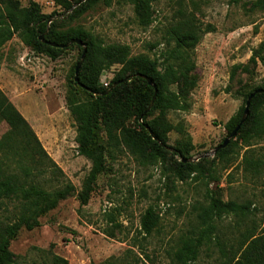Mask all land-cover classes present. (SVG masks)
<instances>
[{"label":"rangeland","instance_id":"374dc122","mask_svg":"<svg viewBox=\"0 0 264 264\" xmlns=\"http://www.w3.org/2000/svg\"><path fill=\"white\" fill-rule=\"evenodd\" d=\"M13 1L27 7L30 0ZM34 1L42 13L56 14L48 26L54 19L66 17L56 0ZM254 1L182 0V9L194 14L210 32L203 34L194 51L198 84L189 97L190 109L171 110L169 120L184 127L192 142L190 158L197 159L195 163L207 159L205 167L212 168V175L206 172L181 181L170 161L143 165L125 153L108 159L107 170L98 177L85 206H81L79 196L92 163L78 152V123L65 98L80 50L73 46L53 60L35 53L19 35L2 46L0 90L30 124L65 180L75 187L55 210L40 218L39 227L23 229L11 242L16 264H53L55 256L69 264H172L169 253L196 226L199 208L208 203V190L224 201L250 205L246 216H228L218 222V234L227 237L229 244L236 246L247 229L256 233L263 230L264 171L259 175L245 171L243 160L248 148L238 143L229 160L212 163L215 149L227 138L225 125L242 105L235 91L242 85L264 86L261 63L251 65L250 74H240L232 83L229 80L231 67L248 63L253 51L264 43V12L252 10ZM152 9V22L143 27L132 5L126 0H111L109 6L101 3L67 26L82 27L104 46L126 45L131 56L146 55L162 63L163 54L174 46L169 32L180 19V6L177 0H156ZM121 68L113 64L103 70L99 85L109 88ZM8 130V124L0 120V139ZM168 139V145L175 147L182 135L172 131ZM252 147L257 154L264 153V141ZM57 186L51 183L47 188ZM150 207L159 215L160 224L151 237L145 238L139 226ZM9 211H13L12 205L2 206L0 219L9 217ZM218 257V248L211 245L202 250L195 264H221Z\"/></svg>","mask_w":264,"mask_h":264},{"label":"trees","instance_id":"16d2710c","mask_svg":"<svg viewBox=\"0 0 264 264\" xmlns=\"http://www.w3.org/2000/svg\"><path fill=\"white\" fill-rule=\"evenodd\" d=\"M126 1L134 7L139 24L149 26L153 18L152 3L156 0ZM56 2L66 17L54 19L48 26L56 14L42 13L40 5L34 0H30L27 7H21L18 1L0 0V49L19 35L35 53L53 60L75 46L80 50L79 63L82 47L76 44L69 48L60 46L72 40L87 44V53L78 74L79 81H75L77 63L68 81L65 97L66 106L78 123V152L92 163L79 196L81 206L87 205L94 184L107 170L108 159L114 160L125 153L143 165L170 161L175 177L181 181H186L192 175H205L206 172L211 176L212 168L205 167L207 159L196 163L183 161L191 159V137L182 125L174 126L169 120L171 110L186 112L190 109L189 97L198 84L194 51L203 34L210 32L208 27L203 28L194 14L182 9V0H177L180 19L169 32L174 46L163 54L162 63H159L160 59H151L146 55L131 56L130 47L126 45L104 46L82 27L67 26L75 17L86 14L101 3L109 6L111 0ZM252 10L264 12V0L254 1ZM42 35L47 43L40 40ZM258 63L264 65V43L253 51L248 63L231 67L230 83L240 74H250L251 65ZM113 64H120L122 68L110 87L104 88L99 85L101 73ZM140 76L151 79L157 89L150 109L155 88ZM258 89L264 90V86L250 88L242 85L235 91L242 105L225 125L227 137L240 124L246 100ZM0 120L9 126L0 139V210L2 206H13L9 217L0 219V264H16L10 250L11 242L23 229L30 231L39 227L40 218L55 210L61 201L75 191V187L65 180L62 169L48 155L30 124L1 90ZM146 127L160 143L152 139ZM172 131L182 135L175 147L168 145ZM258 141H264V93L254 96L247 121L229 145L216 153L212 163L229 160L234 154V147L241 143L248 148L243 160L245 171L259 175L264 171V153L257 154L256 148L252 147ZM46 175L49 177L44 178ZM51 183L60 186L48 189L47 185ZM206 199L207 205L200 207L196 215V226L191 233L180 238L169 253L172 264H195L202 250L211 245L218 248L221 264H264V228L260 233L252 228L247 229L236 246L235 243L229 244L227 237L218 234V222L222 218L244 217L249 213L250 205L234 200L224 201L219 194L210 190ZM159 224V215L150 207L141 217L139 233L145 238L151 237ZM106 232L108 236H114ZM53 264L69 263L55 256Z\"/></svg>","mask_w":264,"mask_h":264},{"label":"water","instance_id":"95a60500","mask_svg":"<svg viewBox=\"0 0 264 264\" xmlns=\"http://www.w3.org/2000/svg\"><path fill=\"white\" fill-rule=\"evenodd\" d=\"M40 40L43 42V43H47L45 40H44V36L42 35V36H40ZM74 44H76V45H79L80 47H82L83 48V52H82V56H81V60L79 61V63L77 64V66H76V70H75V81L76 82H78L79 81V79H78V74H79V71H80V68H81V66H82V63H83V61H84V58H85V56H86V53H87V44L86 43H84V42H82L81 40H72V41H70L67 45H64V46H60V48H69L71 45H74ZM52 46H57V45H55V44H51ZM141 78H143L144 80H146L147 82H148V84L150 85V86H153L154 88H155V95H154V98H153V100H152V102H151V105H150V107H149V109L153 106V103H154V100H155V96H156V93H157V89H156V87H155V85H154V83H153V81L151 80V79H149L148 77H146V76H140ZM128 80V79H127ZM82 88H85L84 86H82L81 84H79ZM114 86H116V85H114ZM86 89V88H85ZM264 93V90H262V89H258V90H256L254 93H252L251 95H250V97L248 98V100H246L247 102H246V107H245V111H244V113H243V116H242V119H241V122H240V124L236 127V129L226 138V139H224V142L221 144V145H219L216 149H215V151H214V153L216 154L219 150H221V149H224V148H226L228 145H229V143L231 142V140H233L236 136H237V134H238V132H239V130H240V128H241V126L247 121V119H248V116H249V110H250V106H251V101H252V99L254 98V96L256 95V94H263ZM95 95H98V94H95ZM148 109V110H149ZM146 129L150 132V135H151V137H152V139L153 140H155V141H158L159 143H160V141L158 140V139H156L157 137L154 135V133L151 131V130H149V128H147L146 127ZM169 149V151H173V149L172 148H168ZM184 162H195V161H197V159H188V160H183Z\"/></svg>","mask_w":264,"mask_h":264},{"label":"built area","instance_id":"2783aa9c","mask_svg":"<svg viewBox=\"0 0 264 264\" xmlns=\"http://www.w3.org/2000/svg\"><path fill=\"white\" fill-rule=\"evenodd\" d=\"M103 85H104L105 87H108V86H109V83H108V82H105Z\"/></svg>","mask_w":264,"mask_h":264}]
</instances>
